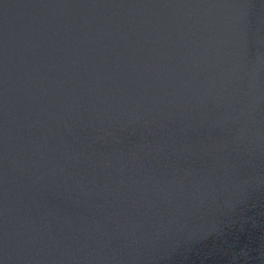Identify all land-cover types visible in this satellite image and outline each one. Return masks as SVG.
Returning a JSON list of instances; mask_svg holds the SVG:
<instances>
[{"label":"water","instance_id":"1","mask_svg":"<svg viewBox=\"0 0 264 264\" xmlns=\"http://www.w3.org/2000/svg\"><path fill=\"white\" fill-rule=\"evenodd\" d=\"M0 264H264V0H0Z\"/></svg>","mask_w":264,"mask_h":264}]
</instances>
